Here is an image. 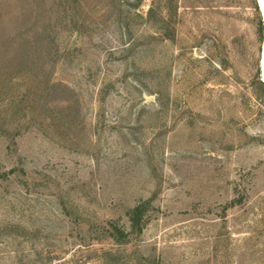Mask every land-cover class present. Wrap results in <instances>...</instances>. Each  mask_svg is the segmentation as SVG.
Returning a JSON list of instances; mask_svg holds the SVG:
<instances>
[{
  "label": "rangeland",
  "instance_id": "rangeland-1",
  "mask_svg": "<svg viewBox=\"0 0 264 264\" xmlns=\"http://www.w3.org/2000/svg\"><path fill=\"white\" fill-rule=\"evenodd\" d=\"M260 23L257 0H0V264H264Z\"/></svg>",
  "mask_w": 264,
  "mask_h": 264
},
{
  "label": "trees",
  "instance_id": "trees-1",
  "mask_svg": "<svg viewBox=\"0 0 264 264\" xmlns=\"http://www.w3.org/2000/svg\"><path fill=\"white\" fill-rule=\"evenodd\" d=\"M259 30L261 34L263 35V27L262 23H260ZM147 212V208L145 204H138L135 206L129 213L128 218L131 225V231L132 232H141L142 231V225H144V217ZM111 225L112 231L109 232V237L113 238L118 243H124L128 237L129 233H126L124 230L118 228L116 225Z\"/></svg>",
  "mask_w": 264,
  "mask_h": 264
},
{
  "label": "bare ground",
  "instance_id": "bare-ground-1",
  "mask_svg": "<svg viewBox=\"0 0 264 264\" xmlns=\"http://www.w3.org/2000/svg\"><path fill=\"white\" fill-rule=\"evenodd\" d=\"M258 3L260 4V9L263 12V16H264V0H258ZM264 49V48H263ZM263 51V50H262ZM262 64L264 67V51H263V55H262ZM263 69V68H262ZM264 71V70H263Z\"/></svg>",
  "mask_w": 264,
  "mask_h": 264
},
{
  "label": "water",
  "instance_id": "water-1",
  "mask_svg": "<svg viewBox=\"0 0 264 264\" xmlns=\"http://www.w3.org/2000/svg\"><path fill=\"white\" fill-rule=\"evenodd\" d=\"M258 1V0H257ZM258 6H259V9H260V4L258 3ZM260 13H261V17H262V21H263V23H264V16H263V12L261 11V9H260Z\"/></svg>",
  "mask_w": 264,
  "mask_h": 264
}]
</instances>
